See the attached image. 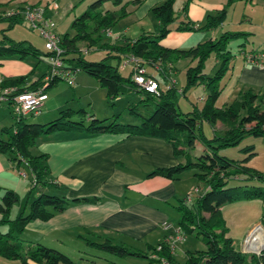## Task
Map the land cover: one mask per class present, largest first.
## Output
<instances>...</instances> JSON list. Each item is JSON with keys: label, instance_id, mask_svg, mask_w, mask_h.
Wrapping results in <instances>:
<instances>
[{"label": "trees", "instance_id": "1", "mask_svg": "<svg viewBox=\"0 0 264 264\" xmlns=\"http://www.w3.org/2000/svg\"><path fill=\"white\" fill-rule=\"evenodd\" d=\"M55 1V0H51ZM49 2V3H51ZM141 0H94L78 16H74L70 23L71 33H64L59 38L62 49L60 59L63 67L73 72L82 71L91 76L99 87L104 89L105 98L112 102L116 97L133 89L138 94V101L152 104V110L147 116H141L139 124L119 123L115 119H96L88 115L89 122L71 121L73 113H84L81 108L71 111L68 108L61 110L59 115L45 123H27L26 116L12 115V128L0 127V152L6 153L16 170L26 168L31 175L30 187L21 196L13 190H4L0 195V257L17 260L19 264H76L66 254L42 244L23 245L17 235L31 220H46L66 205L77 202L98 201L97 197H80L66 199L64 196L47 193L42 189L56 188L57 184L48 179L47 155L35 152V139L41 134H48L56 130H82L88 134L123 133L126 135H144L161 138L172 146L173 154L181 156L182 162L170 167L154 168L148 176H161L168 179L176 178L185 170H193L197 182L204 185L201 193L193 196L190 201L179 200L176 211L179 219L175 229L181 236L191 235L198 237L204 244L202 250H186L181 259L174 256L171 243L166 241L165 234L162 240L155 244H144L142 247L130 250L125 243L112 244L109 237L101 238L97 243L81 237L87 244L104 248L108 252L120 256H133L141 260V264H264V248L258 253H244L235 250L232 240L226 235L221 205L225 202L259 199L264 203V174L245 164L246 159L254 155L252 144L245 145L239 150L246 151V156L240 160H232L219 155L221 148L237 146L245 135L264 139V108L261 105V95L251 89L239 92L228 104L221 107L215 102L222 90L221 80L226 72L228 62L235 56L231 53L228 43L231 39L246 36L243 32L224 31L218 37L206 39L188 48L167 47L160 43L172 29L170 24L175 22L174 0H162L150 7L149 12L158 24L156 32L142 31L134 39H124L118 43L110 40L105 34L116 22L131 10L128 6H137ZM190 0H183L180 11L183 19L174 25L175 31L212 30L218 27L225 19L227 7L232 0H226L223 6L213 14L205 15L200 23H193L187 17V6ZM45 2L43 7H47ZM106 4L105 6H103ZM37 6L36 4L29 5ZM24 7L13 10L11 14L0 11V20L6 21L7 26H13L22 19L20 11ZM55 30V28H54ZM82 42L84 52L101 50L99 60H88L76 46ZM244 42L241 41V45ZM241 50V49H239ZM19 54L18 59L30 55L48 57L49 51H39L32 44L23 45V41H14L4 38L0 40V56ZM128 56L137 58L143 66L155 67L157 75L153 76L145 71V75L157 83V94L144 91L131 80V69L122 73L119 69L121 62ZM212 56L217 61L213 74L204 73V63ZM187 59L194 64L185 69V81L178 92L184 95L189 89L202 85L206 95L200 106L195 103L186 112H181L176 103L177 88L174 83L160 86V79L169 78L168 72L179 60ZM114 61V64L108 61ZM48 66V65H47ZM145 70V68H144ZM33 72V70H31ZM43 74L27 81L25 76H16L6 79L5 85L15 88L16 93L35 91L44 81ZM59 78L51 79L42 88L46 89L55 84ZM169 85L168 88H165ZM3 86V85H1ZM129 113H135L134 106H126ZM117 114L114 116L116 117ZM203 122L210 126L211 134L206 136L202 131ZM219 122L224 129H214L213 124ZM195 142H199L204 151L192 157L190 150L194 149ZM242 176L243 180L256 181L259 184L233 185L228 181ZM36 195L30 198L31 193ZM16 206L15 215L11 218L10 210ZM264 231V211L259 221ZM88 231V230H87ZM90 232V231H89Z\"/></svg>", "mask_w": 264, "mask_h": 264}, {"label": "crops", "instance_id": "2", "mask_svg": "<svg viewBox=\"0 0 264 264\" xmlns=\"http://www.w3.org/2000/svg\"><path fill=\"white\" fill-rule=\"evenodd\" d=\"M55 1L58 4L57 9L53 12L49 8L47 14L58 25L63 20V16L58 14L60 10L64 9L65 13L73 11L84 0ZM161 1L141 0L135 7L130 5L127 9H130L131 12L124 18L130 16L131 22L139 23L149 16L150 7ZM225 1L190 0L186 9L187 17L195 24L200 23L205 15L213 14L219 10ZM237 1H239L238 4H240L241 9H244L245 5H251L259 8L261 13L255 15V17L249 15L245 18H242L243 14H241L235 21L238 24H236L237 27L243 28L232 32H243L247 35L238 38L244 44L238 43L237 54L228 62L226 72L221 80L222 90L215 104L218 107L226 105L229 103L226 100L230 97L235 98L239 92L251 89L261 95V105L264 108V66L246 63L240 54L241 51L264 52V0ZM33 3L39 2L33 1ZM236 6L237 3L232 0L227 10H234ZM223 22L216 28H219L221 33L231 31L230 29L222 30L224 28ZM127 25L120 27L118 31H114V25L107 31L108 34L105 35L110 40H116L118 43L126 38L134 39L136 36L134 38L126 36ZM143 28L144 24L138 27L137 35L143 31ZM152 32H155V30ZM179 32L182 31H170L160 40V43L164 46L172 47L166 44L164 39ZM259 33L262 37L256 42L254 38ZM203 37H208L206 39L216 38L214 34L213 36H208L206 33ZM247 41H250V46L246 45ZM214 62L217 64L216 60ZM175 64H173L171 71L168 72L169 78L158 79L161 87L167 84L168 81L174 83L170 75L176 70ZM144 68L147 73L153 76L157 75L155 67L144 65ZM130 69V64L126 63L120 68V71L126 73ZM75 72L72 73L73 84L74 81L79 79V76L74 74ZM30 73L31 68L20 60H0V85L7 86L4 81L16 76H25L27 81H31L37 75L32 79H28L27 77ZM95 84H97L96 81ZM94 88L102 89L98 84ZM202 89L204 94L200 97L201 103L206 95V90L203 86ZM129 91L138 96L133 89H127L125 93L116 97L112 102H106L105 92L97 93V97L103 98L100 100L104 101V105L109 107L108 112L104 111V113L97 116H113L115 111H119L121 107H126L129 104V100H124V97ZM71 92L72 95L76 94L73 88ZM46 95L47 98L40 107L42 110H39L38 113L42 114L39 123H45L56 118L62 109V104L56 105L53 99H48L47 92ZM80 96H78V99L81 98ZM222 96L223 102L217 105L218 99ZM84 97L88 108L96 113L95 107L99 103L96 102L93 93L86 94ZM117 102L121 104L120 107H117ZM98 107L100 106L98 105ZM129 121L134 123L136 119L130 118ZM220 124L219 122L214 123L213 128L217 129L214 126ZM34 146L33 151L47 155L48 179L58 185L54 189L51 188L54 191L51 194L64 196L68 200L80 197H97L98 201L95 203H71L66 205L64 209L55 212L46 220L34 219L29 221L19 233L20 237L18 239L23 245L39 243L66 254L65 245L67 241L70 244V241L83 240L80 236L87 239H95L97 237L92 236V233H94L100 237H109L117 243H125L139 248L144 244H155L162 240L165 234L172 233L170 231L172 228H174V233L177 232L174 226L176 222L174 224L169 222L170 215L176 210L178 201H184L183 199L188 194H184L185 190L193 182L191 183L190 179L186 177L182 178L185 171L174 179L148 176L149 171L154 168L170 167L183 161L181 156L173 154L172 146L169 142L152 136L126 135L123 133L88 134L82 130L70 129L41 134L35 139ZM17 176V170L9 160L8 155L0 152V195L4 190L9 189L21 196L29 189V183L19 180ZM195 188L197 189L196 191L200 189L197 186L192 187V189ZM51 189L46 187L42 191L47 192V190ZM163 222L168 224L167 228H163ZM4 229L2 228L1 231H4ZM0 264L19 263L14 259L0 257Z\"/></svg>", "mask_w": 264, "mask_h": 264}, {"label": "rangeland", "instance_id": "3", "mask_svg": "<svg viewBox=\"0 0 264 264\" xmlns=\"http://www.w3.org/2000/svg\"><path fill=\"white\" fill-rule=\"evenodd\" d=\"M39 2V3H33ZM49 0H0V11H11L16 10L21 7L29 6L31 4H36L37 6L44 5L45 2H48ZM94 0H84L82 3L78 4L73 11H69L67 13L63 10L59 11V15L63 16V20H61L58 25L56 24L55 33L59 36L63 35L64 33H71L70 23L74 16L80 15L87 7L88 5ZM124 1H130V0H124ZM183 0H175L173 9L174 14L176 16L175 22L170 24L171 31H174V25L178 23L179 20L183 19V15L180 11V7ZM225 0H223L224 2ZM51 2V1H50ZM234 2L237 3V6L234 8V10H227L226 18L223 22L224 28L222 30L230 29L231 31L241 30L243 27H237L236 26V20L238 17H240L241 14H243L241 17L245 18L246 16H254L261 13V10L259 8H256L251 5H245L244 9H241L240 4H238L239 1L234 0ZM104 4L103 6H105ZM264 5V4H263ZM264 11V7H263ZM127 16V15H126ZM253 17V18H254ZM124 18V17H123ZM122 20H118L115 24L114 31H118L120 27L125 26L128 24L127 28L128 31L126 36L130 38H134V36H138V27L142 26L144 24L143 31H153L158 28L157 23L153 17V15L150 13L148 17L141 20L139 23L131 22L129 17L124 18ZM203 21V20H202ZM201 21V22H202ZM238 25V24H237ZM207 34L208 36H219L220 29L215 28L213 30H196V31H182L177 34H172L164 39V42L166 44H169V46L176 47V48H188L190 46H194L197 44V42H201L205 40L208 37H203L204 34ZM135 37V38H136ZM262 37V35L259 33L254 40L258 42L259 38ZM4 38H9L14 41H23V45H27L28 43L32 44L36 49L39 51H45V42L44 39L40 36L37 30L31 29L27 22L24 19H21L20 22L14 24L13 26L8 27L6 21L0 20V40L4 41ZM263 39H264V32H263ZM132 40V39H131ZM241 42L240 39H231L228 43V47L233 54H237L238 52V43ZM250 41H247L246 45L250 46ZM257 45V44H254ZM76 46L81 48L82 55L88 59V60H99L103 52L101 50H88L87 52H84V45L82 42H77ZM263 48H264V42H263ZM18 53L12 54L10 56H0L1 59L5 60H20L23 64L31 68L33 72H31L28 75V79H32L35 75H39L42 72H46L48 70L47 66V58L44 56H39L38 58H34L30 55H26L22 59H18ZM111 64H114V61L109 60L108 61ZM194 63L189 62L187 59L179 60L176 62V70L175 72L170 75V78L174 80V86L177 88L176 92V103L178 105V108L181 112H186L190 109L191 104L195 103L197 106H200V97L203 96L204 90L202 89V85L195 86L191 89H189L185 95H181L178 90L180 87L184 84L185 81V69L187 66L192 65ZM218 65L214 62V58L212 56L208 57L204 63V73L208 76L212 75L214 70L216 69ZM148 68V67H147ZM74 74L79 76V79L74 81L73 85H67L64 80H58L55 84L50 86L46 89V92L48 93V99H53L54 103L56 105L61 106V110H64L68 108L71 111H77L79 108H82L84 113H73L71 114L70 120L71 121H83V123L87 124L89 122L88 115H92L96 119H103L107 118V121L111 119H115L116 122L119 123H132V124H139L141 121V116H147L151 110H152V104H145L144 102L138 101V96H135V94L132 91H129L127 95H125L124 100L128 99V103L130 106H134V113H128L126 107H121L119 111H115L113 116H107V117H98L97 115H101V113H104V111L108 112L109 110L108 106L104 105V101L100 100L103 98H98L97 93H104V89L97 88L95 89L97 84H95V80L85 74L82 71H76ZM170 83V81H168ZM80 86V87H79ZM72 88L74 89V92L76 94L72 95ZM77 90H76V89ZM102 91V92H101ZM93 93V96H95L97 106L95 107L94 113L92 110L88 108L86 105L87 103L85 100V95ZM81 95L80 99H78V96ZM234 97H230L226 102H230ZM100 100V101H99ZM95 102V104H96ZM106 102H108L106 100ZM223 102V96L218 99L217 105L221 104ZM98 105L100 107H98ZM107 105V104H106ZM121 104L117 102V107H120ZM82 106V107H80ZM105 109V110H104ZM42 110V108H40ZM58 112V111H57ZM44 113V112H43ZM94 113V114H93ZM59 114V113H58ZM96 114V115H95ZM42 114H36L26 115L23 120L27 123H39L41 120L40 116ZM130 118L136 119V122H130ZM13 119H12V113L10 111V108L7 105L0 104V127H9L12 128ZM217 129H224L223 125L214 126ZM202 131L206 136H210V126L203 122ZM0 137L4 138V135L0 133ZM199 142H195V147L193 150H190V155L192 157H196L200 154H202L204 151L202 150V146ZM252 144L254 147V155L249 156L245 164L249 167H252L256 169L257 171L264 174V139L261 137H253L249 135H245L243 139L239 142L237 146H230L221 148L218 152L219 155L225 156L232 160H240L246 156V151L242 152L239 149L245 145ZM23 171L26 174V178H21L19 175L17 176L19 180L23 182H28L30 185V179L31 175L26 167H23ZM186 177L187 179H190V182L193 184L187 187L185 190V193L190 194V198L195 196L198 193H201L204 190V185L202 183L197 182V179L194 177L192 170H185L184 176L182 178ZM243 177H237L235 179H230L228 181L229 186L233 185H252V184H259L256 181H249V180H243ZM193 186H197L200 189L198 191H194L192 189ZM48 193H54V191L47 190ZM183 194V195H184ZM36 195V192L33 191L31 193L30 198H33ZM264 211V203L263 201L259 199H249V200H238V201H231V202H225L221 205V213L224 220V227L226 229V235L229 236L232 240V246L235 250L244 252V253H251L255 252L256 250H259L260 247L255 246H243L246 237L249 235V243L250 240L253 238L254 241L263 242L264 241V231L262 226H260V216L262 212ZM16 212V206H12L10 210V217L12 218L15 215ZM179 219V215L176 210L172 212L170 215V223L174 224ZM176 226V223L175 225ZM1 229V227H0ZM174 228H172L170 231L173 233L171 236V240L174 243V256L177 259H181L183 256V252L186 250H202L204 248V244L201 242V240L191 235H185L182 236V238L178 239L176 238V235L173 231ZM261 232H260V231ZM257 236V237H256ZM20 237V234L18 235V238ZM90 241H95L97 243H101L102 239L99 238H89ZM112 244H118L116 241H111ZM257 244V243H256ZM246 245V244H245ZM127 248L130 250L137 249L138 247L135 246H129L127 244H124ZM139 246V245H138ZM263 246V245H262ZM65 251L67 252L66 255L76 264H141V260L133 257V256H120L118 254H114L111 252H108L104 248H98L93 247L84 240H76V241H67L65 245Z\"/></svg>", "mask_w": 264, "mask_h": 264}, {"label": "built area", "instance_id": "4", "mask_svg": "<svg viewBox=\"0 0 264 264\" xmlns=\"http://www.w3.org/2000/svg\"><path fill=\"white\" fill-rule=\"evenodd\" d=\"M57 7V2L52 1L46 8L43 6H25L20 11L22 19L27 22L31 29L37 30L40 36L44 39L45 48L50 54L47 57L48 70L43 76L44 83L39 89L35 91L16 93L14 87L0 85V104L7 105L14 116L38 114L43 101L47 98L46 92H44L42 88L45 87L51 79L59 78L64 80L67 85H73L72 71L63 67L62 60L60 59L62 49L59 46V38L54 31L56 26L55 21L47 14V10L49 8L54 12ZM12 11L13 10L8 11L6 14H11ZM106 34H108L107 31ZM240 54L246 63L256 66H264V52L241 51ZM121 63L123 64L119 65V69L126 63L130 64L132 71L131 80L138 87L142 88L146 92L157 94L156 81L145 75V70L137 58L128 56ZM168 86L169 85H166L165 88H168ZM22 164L23 167H26L25 161ZM17 173L21 178H26L23 168L18 169ZM193 190L196 191L197 189L195 188ZM190 199V194L188 193L183 200L190 201ZM162 224L163 228L168 227V224L165 222ZM175 235L178 239L182 238L178 232H176ZM249 238L250 237L248 235L243 246L250 245ZM166 241L171 243V248H174L171 235L167 236ZM263 248L264 245L261 246L259 250L252 253H258Z\"/></svg>", "mask_w": 264, "mask_h": 264}, {"label": "bare ground", "instance_id": "5", "mask_svg": "<svg viewBox=\"0 0 264 264\" xmlns=\"http://www.w3.org/2000/svg\"><path fill=\"white\" fill-rule=\"evenodd\" d=\"M257 237V236H256ZM257 243V244H256ZM262 245H264V241L263 242H258V241H254L253 238L250 240V246H255V247H261Z\"/></svg>", "mask_w": 264, "mask_h": 264}]
</instances>
